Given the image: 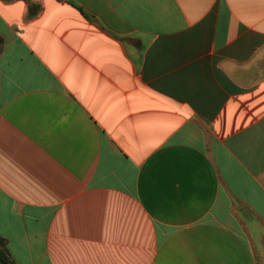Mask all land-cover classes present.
<instances>
[{
    "label": "crops",
    "instance_id": "0c3cea01",
    "mask_svg": "<svg viewBox=\"0 0 264 264\" xmlns=\"http://www.w3.org/2000/svg\"><path fill=\"white\" fill-rule=\"evenodd\" d=\"M0 238L264 264V0H0Z\"/></svg>",
    "mask_w": 264,
    "mask_h": 264
},
{
    "label": "trees",
    "instance_id": "16d2710c",
    "mask_svg": "<svg viewBox=\"0 0 264 264\" xmlns=\"http://www.w3.org/2000/svg\"><path fill=\"white\" fill-rule=\"evenodd\" d=\"M0 264H15L4 249V240L0 238Z\"/></svg>",
    "mask_w": 264,
    "mask_h": 264
}]
</instances>
